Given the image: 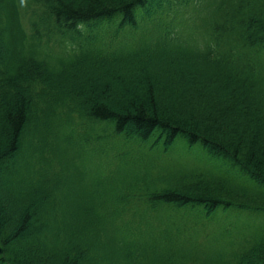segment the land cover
Returning <instances> with one entry per match:
<instances>
[{"label":"trees","instance_id":"1","mask_svg":"<svg viewBox=\"0 0 264 264\" xmlns=\"http://www.w3.org/2000/svg\"><path fill=\"white\" fill-rule=\"evenodd\" d=\"M0 264H264V0H0Z\"/></svg>","mask_w":264,"mask_h":264},{"label":"rangeland","instance_id":"2","mask_svg":"<svg viewBox=\"0 0 264 264\" xmlns=\"http://www.w3.org/2000/svg\"><path fill=\"white\" fill-rule=\"evenodd\" d=\"M10 170L9 166L3 162V164H0V192L4 190V183L8 182L10 173L8 172Z\"/></svg>","mask_w":264,"mask_h":264}]
</instances>
